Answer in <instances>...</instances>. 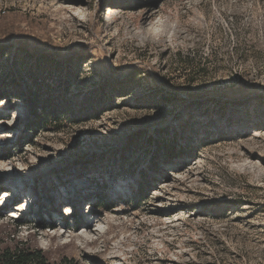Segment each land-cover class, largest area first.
<instances>
[{"label": "rangeland", "instance_id": "rangeland-1", "mask_svg": "<svg viewBox=\"0 0 264 264\" xmlns=\"http://www.w3.org/2000/svg\"><path fill=\"white\" fill-rule=\"evenodd\" d=\"M0 43V244L264 264V0H0Z\"/></svg>", "mask_w": 264, "mask_h": 264}, {"label": "trees", "instance_id": "trees-1", "mask_svg": "<svg viewBox=\"0 0 264 264\" xmlns=\"http://www.w3.org/2000/svg\"><path fill=\"white\" fill-rule=\"evenodd\" d=\"M6 48H11V45L8 43H0V50H5ZM19 51H22L25 54H29L30 50L25 45H17L16 47ZM36 55H31L33 57L38 56L41 61L45 58L41 57L39 53H35ZM30 56V55H29ZM36 100V97L34 101ZM38 108V107H37ZM36 106H33V115L36 113ZM41 114H46V109H41ZM35 118V117H34ZM38 126V123H33ZM1 213V211H0ZM1 215V214H0ZM11 224L13 226H21L24 225L22 221L19 219L11 220ZM27 224V223H26ZM0 264H80L74 259L71 258H61L58 261L51 260L45 252L41 249L34 248L28 243L22 242H14L12 245H2L0 244Z\"/></svg>", "mask_w": 264, "mask_h": 264}, {"label": "bare ground", "instance_id": "bare-ground-1", "mask_svg": "<svg viewBox=\"0 0 264 264\" xmlns=\"http://www.w3.org/2000/svg\"><path fill=\"white\" fill-rule=\"evenodd\" d=\"M116 10H113V9H111V10H109V13H108V15L106 16V19H110V18H112L115 14H116ZM78 178H79V175L78 176H76L75 178H73L72 179V183H74L75 182V180H78ZM3 197H5V196H3ZM16 211V210H15ZM18 211V210H17ZM13 213H15L16 214V212H13ZM69 212H67L66 210H65V216H69ZM94 214H92V212H89L88 213V216L90 217H92ZM89 222H90V220H89ZM86 228L80 233V236L83 238V239H85V240H87V241H89V240H92L93 238H95V237H100L102 234H103V228L101 227V225H100V223L98 222V223H95V224H93V225H91V229H88V226H85ZM63 236V235H62ZM93 236H95V237H93Z\"/></svg>", "mask_w": 264, "mask_h": 264}]
</instances>
